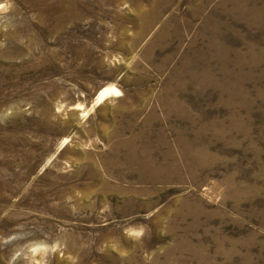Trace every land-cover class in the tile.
I'll use <instances>...</instances> for the list:
<instances>
[{
  "label": "rangeland",
  "instance_id": "374dc122",
  "mask_svg": "<svg viewBox=\"0 0 264 264\" xmlns=\"http://www.w3.org/2000/svg\"><path fill=\"white\" fill-rule=\"evenodd\" d=\"M0 264H264V0H0Z\"/></svg>",
  "mask_w": 264,
  "mask_h": 264
},
{
  "label": "bare ground",
  "instance_id": "6f19581e",
  "mask_svg": "<svg viewBox=\"0 0 264 264\" xmlns=\"http://www.w3.org/2000/svg\"><path fill=\"white\" fill-rule=\"evenodd\" d=\"M115 91H116V90H115ZM108 92H109L108 90H107V91H103V92H101V93H100V98H104V96L107 95Z\"/></svg>",
  "mask_w": 264,
  "mask_h": 264
}]
</instances>
